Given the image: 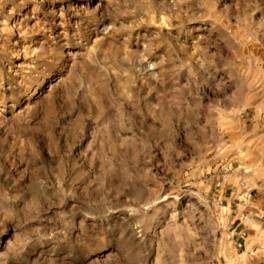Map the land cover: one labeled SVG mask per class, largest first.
Masks as SVG:
<instances>
[{
    "label": "rangeland",
    "instance_id": "obj_1",
    "mask_svg": "<svg viewBox=\"0 0 264 264\" xmlns=\"http://www.w3.org/2000/svg\"><path fill=\"white\" fill-rule=\"evenodd\" d=\"M263 118L264 0H0V264H255Z\"/></svg>",
    "mask_w": 264,
    "mask_h": 264
},
{
    "label": "crops",
    "instance_id": "obj_2",
    "mask_svg": "<svg viewBox=\"0 0 264 264\" xmlns=\"http://www.w3.org/2000/svg\"><path fill=\"white\" fill-rule=\"evenodd\" d=\"M252 125L256 128L259 123L253 122ZM260 125L262 130L259 137L264 138V118ZM225 196L221 197L220 202ZM230 197L235 198V203L225 208L238 221L233 228L237 239L239 237L237 245L243 246L244 243L245 253L255 258V264H264V175L245 186L243 183L235 186Z\"/></svg>",
    "mask_w": 264,
    "mask_h": 264
},
{
    "label": "built area",
    "instance_id": "obj_3",
    "mask_svg": "<svg viewBox=\"0 0 264 264\" xmlns=\"http://www.w3.org/2000/svg\"><path fill=\"white\" fill-rule=\"evenodd\" d=\"M220 183H217V185H219Z\"/></svg>",
    "mask_w": 264,
    "mask_h": 264
}]
</instances>
